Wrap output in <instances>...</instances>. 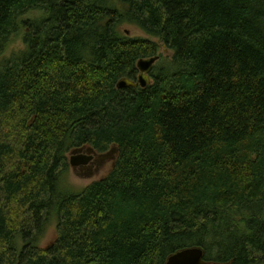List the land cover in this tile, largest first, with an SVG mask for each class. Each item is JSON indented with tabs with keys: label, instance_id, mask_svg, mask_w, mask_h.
Masks as SVG:
<instances>
[{
	"label": "trees",
	"instance_id": "obj_1",
	"mask_svg": "<svg viewBox=\"0 0 264 264\" xmlns=\"http://www.w3.org/2000/svg\"><path fill=\"white\" fill-rule=\"evenodd\" d=\"M126 24L173 52L145 89L117 88L160 51ZM85 146H117L114 170L63 188ZM196 247L264 264V0H0V264H166Z\"/></svg>",
	"mask_w": 264,
	"mask_h": 264
},
{
	"label": "rangeland",
	"instance_id": "obj_2",
	"mask_svg": "<svg viewBox=\"0 0 264 264\" xmlns=\"http://www.w3.org/2000/svg\"><path fill=\"white\" fill-rule=\"evenodd\" d=\"M43 15L44 14L39 11H34L28 16L24 17L23 21H26V19L29 18H41ZM121 31L127 38L146 39L159 44L160 51L157 54L159 60L154 65L153 69L155 67L160 68L162 65L166 66L167 64L172 62L173 52L168 49L164 44H161L158 40L151 38L138 27L126 24L121 27ZM24 33H26V29L23 26H20L18 33L14 36L12 43L9 45L7 52L5 53L6 56L25 48L24 45L21 43V39L23 38ZM138 76L139 73L135 76V78H137ZM75 155H93L94 161L84 167L73 168L70 165V159ZM118 155L119 151L117 146H112L111 149L104 154L94 151L90 146L71 150L67 155L69 167L67 173L62 178V187L67 189L70 188L73 191L79 192L88 187L90 184L105 179L114 170ZM57 237V224L53 220L49 224L47 233L43 238L42 242L40 243L39 248L42 250H47L53 244L56 243Z\"/></svg>",
	"mask_w": 264,
	"mask_h": 264
},
{
	"label": "water",
	"instance_id": "obj_3",
	"mask_svg": "<svg viewBox=\"0 0 264 264\" xmlns=\"http://www.w3.org/2000/svg\"><path fill=\"white\" fill-rule=\"evenodd\" d=\"M159 57H153L150 59H141L137 63V70L139 76L137 77V82H133L128 79L121 80L117 88H147L150 86V73L154 65L158 62ZM93 160V156L85 155H75L70 159V165L73 168L83 167L88 165ZM166 264H216L208 263L204 261V252L201 248H190L176 253L175 255L168 258Z\"/></svg>",
	"mask_w": 264,
	"mask_h": 264
},
{
	"label": "flooded vegetation",
	"instance_id": "obj_4",
	"mask_svg": "<svg viewBox=\"0 0 264 264\" xmlns=\"http://www.w3.org/2000/svg\"><path fill=\"white\" fill-rule=\"evenodd\" d=\"M134 79H135V80H133V79H132V80H133L134 82H137V78H134ZM91 156H93V155H91ZM92 161H94V156H93V160H92ZM92 161H91V162H92ZM91 162H90V163H91Z\"/></svg>",
	"mask_w": 264,
	"mask_h": 264
}]
</instances>
